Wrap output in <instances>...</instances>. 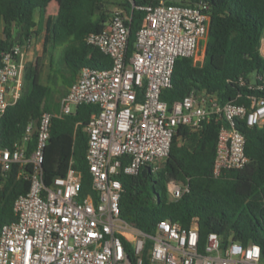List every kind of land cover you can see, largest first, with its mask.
<instances>
[{"label":"built area","instance_id":"obj_1","mask_svg":"<svg viewBox=\"0 0 264 264\" xmlns=\"http://www.w3.org/2000/svg\"><path fill=\"white\" fill-rule=\"evenodd\" d=\"M138 9L143 19L132 55H128L127 18L118 8L100 32L85 37L87 45L110 58L111 67H83L56 112L43 111L11 149L0 147L2 172L19 164L21 174L30 181L29 191L13 204L15 220L0 227V264H130L127 247L137 264H142L147 240L151 241L146 251L150 264H264L261 249L254 243L223 245L217 234L210 233L201 246L195 225L184 228L161 220L154 233L147 235L120 218L123 188L118 176H137L144 168L156 176L169 157L179 126L195 130L211 115L223 118L213 166L217 178L250 162L238 121L244 120L249 128L264 124L262 97L250 98V107L220 106L215 96L205 92H190L171 105L161 100L162 92L171 88L177 59L196 63L205 46L208 6L158 0ZM31 42L32 37L0 49V120L21 96L25 53ZM81 105L98 109L83 129L94 192L85 196H81L82 173L71 163L65 175L49 185L43 181L42 169L53 118L68 116ZM33 137L34 148L28 157L27 145ZM188 190V185H168L171 200Z\"/></svg>","mask_w":264,"mask_h":264},{"label":"trees","instance_id":"obj_2","mask_svg":"<svg viewBox=\"0 0 264 264\" xmlns=\"http://www.w3.org/2000/svg\"><path fill=\"white\" fill-rule=\"evenodd\" d=\"M51 0H0V49L43 33L42 50L66 44L64 62L74 82L83 67L109 69L111 60L98 49L86 44L89 33L100 32L110 19L105 14V0H58L56 14L46 13ZM158 0H121L119 9L129 27L128 55L135 51V36L143 19L140 6ZM180 4L205 3L210 17L208 38L201 63L177 59L171 88L161 100L171 105L188 93L205 92L217 98L218 104L235 103L250 107V98H264V57L261 36L264 30V0H187ZM38 17L35 18V13ZM42 62L36 59L25 65L23 81L29 91H22L0 120V147L11 149L19 141L26 126L37 122L41 113L56 112L52 90L40 82ZM253 76V79L251 77ZM262 89H258V87ZM64 96L66 93L63 94ZM97 107L81 105L74 113L53 118L50 138L44 151L43 181L49 185L57 176L65 175L71 166L82 173L81 196L94 194L92 178L86 162L88 138L83 130ZM224 120L211 115L197 129L179 126L172 140L168 159L162 170L143 177L120 174L122 184L120 218L144 234L152 235L161 220H171L184 228L197 227L201 246L210 233L217 234L223 245L254 243L261 249L264 261V124L249 128L239 120L237 128L246 138L245 154L249 164L243 169L226 170L213 176L216 143ZM35 138L27 145L30 156ZM29 167L25 168L29 172ZM169 184L188 185V193L171 200ZM30 189V181L21 174L19 164L7 172L0 167V227L15 220L13 204ZM145 243L142 264H150ZM130 264L137 257L127 247Z\"/></svg>","mask_w":264,"mask_h":264},{"label":"rangeland","instance_id":"obj_3","mask_svg":"<svg viewBox=\"0 0 264 264\" xmlns=\"http://www.w3.org/2000/svg\"><path fill=\"white\" fill-rule=\"evenodd\" d=\"M177 2L187 0H175ZM121 0H105L104 10L107 16H111V13L119 8ZM55 12V8L48 7L47 14ZM38 17V13H35V18ZM43 33L38 35H32L31 45L28 47L25 53V64L33 62L36 59H40L42 62V72L40 82L47 85L52 90V104L57 105L59 101L64 97V93L68 92L69 86H66L64 78L68 79L70 74L69 70L64 62V50L66 44L50 50L49 54H44L42 50ZM204 46H201L200 53L198 54V60L196 63L202 62L201 53ZM261 55L264 57V30L261 36ZM22 91H29V85L23 81Z\"/></svg>","mask_w":264,"mask_h":264},{"label":"crops","instance_id":"obj_4","mask_svg":"<svg viewBox=\"0 0 264 264\" xmlns=\"http://www.w3.org/2000/svg\"><path fill=\"white\" fill-rule=\"evenodd\" d=\"M58 4H59V1L58 0H51L48 7H52V8H55V12H52L50 15H54L56 14L57 12V9H58ZM47 7V9H48ZM260 49H261V46H260ZM261 51V50H260ZM204 53H205V46L202 50V53H201V57H202V61H203V57H204ZM76 78V77H75ZM251 79H253V76L251 77Z\"/></svg>","mask_w":264,"mask_h":264},{"label":"water","instance_id":"obj_5","mask_svg":"<svg viewBox=\"0 0 264 264\" xmlns=\"http://www.w3.org/2000/svg\"><path fill=\"white\" fill-rule=\"evenodd\" d=\"M141 174H142L143 177L146 178L147 175L149 174V169H148V168H144V169L142 170Z\"/></svg>","mask_w":264,"mask_h":264}]
</instances>
